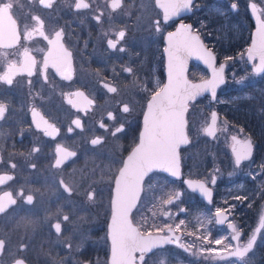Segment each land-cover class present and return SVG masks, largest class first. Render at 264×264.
I'll use <instances>...</instances> for the list:
<instances>
[{
	"label": "flooded vegetation",
	"instance_id": "obj_1",
	"mask_svg": "<svg viewBox=\"0 0 264 264\" xmlns=\"http://www.w3.org/2000/svg\"><path fill=\"white\" fill-rule=\"evenodd\" d=\"M155 1L0 0V264H109L115 180L139 142L150 97L167 82L165 38L179 25L201 39L217 68L225 65L220 90L264 83V71L255 74L256 61L247 57L255 29L250 6L264 22V0H192L189 14L166 21ZM188 65L191 82L208 80L205 67ZM220 90L214 103L203 96L189 105L187 116L207 100L210 114L199 139L186 116L182 178L155 173L144 180L143 190L154 176L164 180L152 203L167 186L178 190L162 202L164 212L148 204L145 215L156 212L155 223L144 231L134 224L144 236L170 238L142 264H264V137L245 126L236 105L221 112ZM236 99L225 97L227 104ZM214 112L211 137L206 130ZM221 123L226 132L216 145ZM246 141L252 157L237 163L234 151ZM190 152H202L201 175L186 176L182 157ZM232 166L237 175H229ZM186 179L211 188V202L186 189ZM107 209L108 251L97 248L95 256L87 240L102 239Z\"/></svg>",
	"mask_w": 264,
	"mask_h": 264
},
{
	"label": "water",
	"instance_id": "obj_2",
	"mask_svg": "<svg viewBox=\"0 0 264 264\" xmlns=\"http://www.w3.org/2000/svg\"><path fill=\"white\" fill-rule=\"evenodd\" d=\"M191 1L188 0L183 7L165 5L162 0H156L155 5L163 12V19L166 21L189 14ZM250 9L255 29L247 57L250 62L256 61L253 70L258 75L264 71V22L252 6ZM165 42L167 82L159 92L150 97L142 118L139 142L125 158L115 180L110 202L112 214L108 225L111 248L109 264H134V261L142 264L146 254L170 243L169 237L142 235L132 222V211L139 204L144 180L152 174H163L173 180L182 178L179 157L180 149L189 144L186 117L188 105L203 96H209L210 102L214 103L225 79V65L217 68L214 54L202 44L197 35L187 32L182 25L172 34H168ZM191 62L207 69L208 80L198 83L189 80L187 72ZM216 128L217 114L214 112L206 130L207 134L213 137ZM250 143H240L235 149L233 156L237 163L251 159L253 146ZM184 184L186 189L195 192L207 203L211 202V188H207L204 182L186 179ZM251 247L252 245L244 250L238 249L237 255L245 256ZM136 253L140 257L135 259Z\"/></svg>",
	"mask_w": 264,
	"mask_h": 264
},
{
	"label": "rangeland",
	"instance_id": "obj_3",
	"mask_svg": "<svg viewBox=\"0 0 264 264\" xmlns=\"http://www.w3.org/2000/svg\"><path fill=\"white\" fill-rule=\"evenodd\" d=\"M153 14H156L155 12H153ZM231 87H228V89H230ZM236 88V91L238 89V87H235ZM156 89V87H155ZM157 89H159V87H157ZM227 89V88H226ZM193 113H192V112ZM210 112V110H209ZM208 112V101L207 100H202L200 102V104H198L197 106H194L190 109V113H191V116L190 114L187 116L189 117V120H190V124H192L193 126V122H194V125L196 126V129H194L193 133H196L195 135L193 134V137L196 136L197 139H199V137H202V130H203V127L204 125L207 123V120L209 119V113ZM196 113V114H194ZM191 126V127H192ZM226 132V128H225V125L223 123L219 124V138L217 137L215 143L216 145L219 144V140L220 139H223L224 136H225V133ZM195 138V137H194ZM230 140L227 138L226 139V142H225V148L228 149L230 148ZM202 153V152H190V153H185L184 156L182 157L183 160L185 161L186 163V176L188 177H192V176H196L194 173H198L201 175V170H200V165L198 164V156L199 154ZM192 156V157H189ZM190 159H189V158ZM214 161H216V158H214ZM234 169V166H232L231 170L234 172V173H231L229 175H234L236 173H238L239 171L237 170H233ZM194 172V173H193ZM237 175V174H236ZM199 176V175H198ZM228 176V175H227ZM163 179L161 177H157V176H154L152 178V180H148V182L145 184V187H144V193H143V196L141 198V201H140V204L137 208V210L135 211V213L133 214L132 216V219H133V222L134 224H136L142 231H144L148 225L151 223H155V218H158L159 216H157V213H153L151 215V219H147L148 216L145 215V209L151 205V207H158V208H161V211H163L164 209V204L162 202H165L168 198L170 199V197L174 196L177 192V187L174 185V186H167V189H165V192L161 194V197L158 198L157 200V204L155 203V199H153V203L150 200V198H154V191L156 190V188H158L160 185H163ZM179 186V185H178ZM180 189V186L178 187ZM186 193V192H185ZM164 198L163 200H160L161 198ZM105 202L108 203V199H104ZM149 204V205H148ZM180 205H177L176 208H179ZM159 210V209H158ZM157 210V211H158ZM173 211H177L174 209H172ZM109 212V209L105 210V213L104 215H102V223L104 226H103V231H101L99 234H102V239L103 241H92L90 238H88L87 240V243H88V249L90 251H92L95 256L97 254L96 252V249L97 248H100L102 249L103 251H108V243L106 241V223L108 222V219L110 217V213ZM91 217L88 216V219H90ZM150 221V222H148ZM81 242V240H80ZM79 251V245L78 243H76L75 247H73L72 249V253L75 254V253H78ZM98 257V256H97ZM95 264H98V259L95 260ZM248 264H252V261L250 260Z\"/></svg>",
	"mask_w": 264,
	"mask_h": 264
},
{
	"label": "trees",
	"instance_id": "obj_4",
	"mask_svg": "<svg viewBox=\"0 0 264 264\" xmlns=\"http://www.w3.org/2000/svg\"><path fill=\"white\" fill-rule=\"evenodd\" d=\"M226 90H231V88H223L220 92L221 103L219 105L221 106V112H231L232 106L236 105L235 112L240 113L239 118L244 122L245 126L247 128H258V133L261 130V134L264 137V83H260L259 86L255 87L238 88L237 92H225ZM226 95L234 96L237 99L234 103L227 104ZM253 133V138L258 141V134Z\"/></svg>",
	"mask_w": 264,
	"mask_h": 264
}]
</instances>
